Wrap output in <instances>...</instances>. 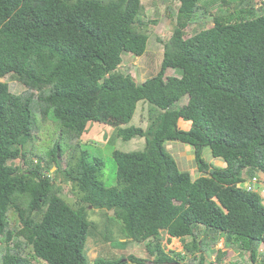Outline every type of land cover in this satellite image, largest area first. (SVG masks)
<instances>
[{
  "label": "trees",
  "instance_id": "16d2710c",
  "mask_svg": "<svg viewBox=\"0 0 264 264\" xmlns=\"http://www.w3.org/2000/svg\"><path fill=\"white\" fill-rule=\"evenodd\" d=\"M173 1L159 71L138 83L118 66L123 53L146 49L140 0H0V79L24 86L13 93L0 81V264H87L91 209L111 210L123 238L146 241L145 257L98 255L94 264H146L153 254V264H204L201 247L213 250L220 238L264 264L256 176L264 174V0ZM202 14L212 24L186 36ZM139 101L148 105L146 127H121ZM92 122L112 125L122 140L145 139L143 149L112 151L111 186L103 160L83 147ZM166 141L192 147L198 176L179 169ZM205 147L226 165L210 167ZM161 230L168 242L182 240V251H166ZM216 252L213 264H239L225 260V248Z\"/></svg>",
  "mask_w": 264,
  "mask_h": 264
},
{
  "label": "rangeland",
  "instance_id": "374dc122",
  "mask_svg": "<svg viewBox=\"0 0 264 264\" xmlns=\"http://www.w3.org/2000/svg\"><path fill=\"white\" fill-rule=\"evenodd\" d=\"M260 1L261 0H254V4L259 5ZM140 2L144 7L141 19L143 20V25H145L141 30L148 34L146 49L142 55H133L128 52L123 53L122 62L118 66L119 71L129 73L138 83H142L145 79L153 76L159 71V65L163 55L164 41L169 38L175 25V17L167 10V7L171 6L175 12L178 5L177 2L173 0H140ZM199 3L203 6L210 7L216 5L222 6L223 4L222 0H199ZM233 6L234 4L231 3L229 10H232ZM153 20L156 22H152ZM211 24L212 22L210 19L202 14V16H200V21L192 22L185 28V34L186 36L192 35L197 32L199 28L210 26ZM165 74L174 75L175 72L171 68H167ZM0 81L6 82L9 90L13 93H20L24 90L22 83L10 74L1 78ZM186 102L187 96L185 95L176 103V105L180 106ZM182 122L186 125V122ZM147 123L148 105L143 103V101H139L134 116L130 122L122 124L121 127L129 126L131 124L146 127ZM88 125V133L85 136L87 139L82 140L83 147L88 149L92 155H97V157L99 156L103 160L104 165L102 170L104 175L102 178L107 186H111L116 182V162L112 156V151L115 149L121 151L143 149L145 146V139L143 137H134L129 140H122L117 136L112 125L98 122L88 123ZM164 147L176 160L180 170L187 171L192 178L200 174L196 167L192 147L180 141H166ZM202 158L209 163L210 167H221L226 165L222 158L213 157L208 147L203 148ZM12 162L19 164L21 160H12ZM61 166H64V161L62 160ZM54 168L55 167H52L51 171L54 170ZM258 173L259 174H256V176L264 183V174L262 172ZM249 185H253V183L251 182V179L248 178L245 180V188ZM62 196L72 204H74L77 199V196L70 192L68 186L62 188ZM88 216L95 223V228L93 234L90 235L86 241L85 251L88 258L87 264H94V260L98 255H102L103 258L111 260L122 257V261L125 260L126 253H135V255L145 257L146 250L144 243H146V241L136 242L131 239L123 238L122 234L119 232L120 223L113 219H107L108 217L113 216L111 210L91 209L88 211ZM168 236L169 235L165 230L160 231L159 240L165 247V250L172 249L175 251H182V240L176 237H171V241L168 242ZM201 236L202 234L200 233L198 238ZM185 240L189 241L190 238L187 237ZM220 248H225V260L237 261L239 264H251L248 260L249 257L248 259L246 258L248 253L245 257L238 250L225 246L223 238L219 239V242L213 250L201 247V253L204 256L205 261L204 264L215 263L216 250ZM263 248L264 243H261L258 250L261 251ZM190 256L191 255L188 254L187 258ZM155 257L156 254H153L150 260H147L146 264H153ZM259 257L257 259H259ZM124 264L136 263L126 261ZM179 264H181V262Z\"/></svg>",
  "mask_w": 264,
  "mask_h": 264
},
{
  "label": "built area",
  "instance_id": "2783aa9c",
  "mask_svg": "<svg viewBox=\"0 0 264 264\" xmlns=\"http://www.w3.org/2000/svg\"><path fill=\"white\" fill-rule=\"evenodd\" d=\"M255 180V177L254 178H252V180H251V182L254 184L256 181H254ZM247 188L248 189H252L253 188V185H249V186H247ZM261 194H262V197L264 198V189H262L261 190Z\"/></svg>",
  "mask_w": 264,
  "mask_h": 264
},
{
  "label": "clouds",
  "instance_id": "9594fccd",
  "mask_svg": "<svg viewBox=\"0 0 264 264\" xmlns=\"http://www.w3.org/2000/svg\"><path fill=\"white\" fill-rule=\"evenodd\" d=\"M262 188L260 187L259 189H257L258 192H261Z\"/></svg>",
  "mask_w": 264,
  "mask_h": 264
}]
</instances>
